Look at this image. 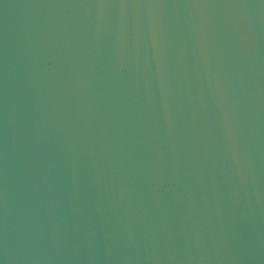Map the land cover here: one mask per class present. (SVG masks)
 Returning a JSON list of instances; mask_svg holds the SVG:
<instances>
[{
	"label": "water",
	"instance_id": "water-1",
	"mask_svg": "<svg viewBox=\"0 0 264 264\" xmlns=\"http://www.w3.org/2000/svg\"><path fill=\"white\" fill-rule=\"evenodd\" d=\"M0 264H264V0H0Z\"/></svg>",
	"mask_w": 264,
	"mask_h": 264
}]
</instances>
